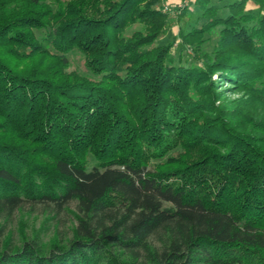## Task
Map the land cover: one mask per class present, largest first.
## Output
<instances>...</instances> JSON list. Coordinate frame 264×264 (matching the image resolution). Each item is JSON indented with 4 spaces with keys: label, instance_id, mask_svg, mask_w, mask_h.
Segmentation results:
<instances>
[{
    "label": "trees",
    "instance_id": "trees-1",
    "mask_svg": "<svg viewBox=\"0 0 264 264\" xmlns=\"http://www.w3.org/2000/svg\"><path fill=\"white\" fill-rule=\"evenodd\" d=\"M161 1L0 0V219L76 207L0 264H264V0L185 7L190 64Z\"/></svg>",
    "mask_w": 264,
    "mask_h": 264
},
{
    "label": "rangeland",
    "instance_id": "rangeland-1",
    "mask_svg": "<svg viewBox=\"0 0 264 264\" xmlns=\"http://www.w3.org/2000/svg\"><path fill=\"white\" fill-rule=\"evenodd\" d=\"M193 1L194 0H162L156 7L158 10L168 13L170 16L168 34L161 40V43L163 41L169 42L174 37L177 38L172 48L173 59L175 61L178 60L182 53L183 58L186 59L188 64L192 63L194 60L193 51L186 47L181 49L179 31L185 25L181 18L185 7H187L186 11L190 13V15L192 14V17L194 18L200 14L199 9L192 6L191 3ZM233 1L234 0H213V5L220 8L221 14H228V5ZM248 7L255 8L258 7V5L254 0H251ZM217 32L218 30H214L206 35L207 40L204 45L205 49L212 48L215 42L214 37ZM68 58L70 60L68 71L76 70L83 74H90L86 70L85 58L81 53L73 51L68 54ZM214 78L216 80L219 79L217 74L214 75ZM222 85L221 89L224 92L226 99L233 100L241 96L240 93H234V91L231 90L232 85L230 83L224 82ZM258 113L260 114V117L263 116L261 111H258ZM96 164L97 163L92 160L90 162V168ZM70 208L72 212L65 210L59 214H55L54 211L47 210L40 205L33 209L26 207L24 210L16 211L15 214L6 221L0 219V224H5L6 232L10 234L9 237L10 240H12V243H19L22 240L23 234L33 236L36 231L40 232L45 242H50L56 239L58 235L64 238L71 237L72 229L76 223L73 216V211L76 209L75 204H72Z\"/></svg>",
    "mask_w": 264,
    "mask_h": 264
},
{
    "label": "crops",
    "instance_id": "crops-1",
    "mask_svg": "<svg viewBox=\"0 0 264 264\" xmlns=\"http://www.w3.org/2000/svg\"><path fill=\"white\" fill-rule=\"evenodd\" d=\"M176 1V0H175Z\"/></svg>",
    "mask_w": 264,
    "mask_h": 264
}]
</instances>
